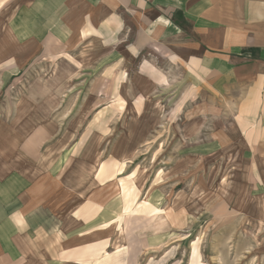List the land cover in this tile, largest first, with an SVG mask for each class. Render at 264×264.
Segmentation results:
<instances>
[{
    "label": "rangeland",
    "instance_id": "rangeland-1",
    "mask_svg": "<svg viewBox=\"0 0 264 264\" xmlns=\"http://www.w3.org/2000/svg\"><path fill=\"white\" fill-rule=\"evenodd\" d=\"M52 50L24 70L0 68V131L12 141L44 130L39 157L19 166L40 168V188L50 189L46 174L58 162L60 193L77 204L69 211L106 217L85 223L90 246L76 250L75 261L264 264V137L246 125L257 112L244 109L242 96L190 84L189 67L156 48L135 69L156 86L139 110L123 72L122 79L118 72L102 79L103 71L82 77L64 47ZM117 158L106 208L82 209V193L94 197L100 163Z\"/></svg>",
    "mask_w": 264,
    "mask_h": 264
},
{
    "label": "crops",
    "instance_id": "crops-1",
    "mask_svg": "<svg viewBox=\"0 0 264 264\" xmlns=\"http://www.w3.org/2000/svg\"><path fill=\"white\" fill-rule=\"evenodd\" d=\"M57 47L79 64V76L103 71V79L118 72L122 79L123 72L130 78V91L142 100L136 102L139 110L156 91L154 78L141 72L140 57L160 48L189 67L186 76L194 78L190 84L214 90L216 96H242L244 109L257 112L246 125L258 127L264 137V0H0V68L24 70ZM2 132L0 264H87L73 257L90 246L91 228L85 223L106 224V217L79 218L69 211L77 204L60 193L53 174L54 169L59 172L58 162L46 174L55 184L50 189L40 188V168L19 166L27 156L39 157L46 143L44 130L12 141L9 136L5 141ZM114 163V169L101 168ZM118 163V158L100 163V184L89 187L94 197L82 193V209L106 208L105 190L118 173Z\"/></svg>",
    "mask_w": 264,
    "mask_h": 264
}]
</instances>
